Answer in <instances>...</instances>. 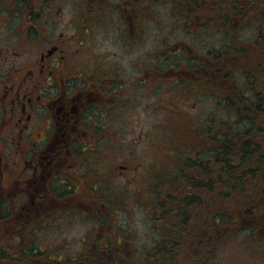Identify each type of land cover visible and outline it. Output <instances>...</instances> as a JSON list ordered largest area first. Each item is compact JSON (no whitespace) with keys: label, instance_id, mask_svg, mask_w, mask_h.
Masks as SVG:
<instances>
[{"label":"rangeland","instance_id":"rangeland-1","mask_svg":"<svg viewBox=\"0 0 264 264\" xmlns=\"http://www.w3.org/2000/svg\"><path fill=\"white\" fill-rule=\"evenodd\" d=\"M89 6L90 0L83 4L80 0H50L43 15L42 23L48 31V44L60 42V48L64 50L63 55L67 58L66 65L71 73L75 67L80 68L82 72L104 64L106 68L111 65L113 74L124 69L131 76L133 69L127 62L134 61L141 50L144 64L153 69L155 51L159 46L161 49L163 45H176L188 41L195 55H201L197 50L208 44L216 46L220 40L218 35L210 37L204 35L200 38V31L197 27L193 28L194 26L190 29L184 28L187 33L178 29L179 27L176 28L178 23L172 19L169 7L164 5L157 8L154 20H151L152 15H148L149 11L144 18L143 47L138 50L134 44V50L127 47L121 49L119 43L114 42L115 35L119 33L114 31L117 21L113 18L115 16L113 11L110 9L112 15L106 14V20L99 21L98 18L92 17L90 22H85L84 15L80 14V8L87 9ZM86 9L81 12L87 13ZM19 20L13 21L9 30L14 24H18ZM81 24L89 28V32L81 37L82 43L78 35L86 28ZM250 33L249 28L245 29L241 32L242 38H247ZM115 53L117 55L114 58ZM160 84L161 87L156 85L157 89L160 87L159 93L153 91L152 86L147 84L143 90L144 96L134 88L128 91L125 88L124 92L127 94L130 92L132 96H121L126 99L125 105L122 106L123 110L114 109L112 112L111 123L107 127L109 132H113L112 140L100 139L97 147L91 149L75 148L76 161L72 160L77 166L71 174L72 178L84 179L86 174L91 179L85 178V182L91 184L93 182L97 190L105 191L106 194L97 192L95 195L97 201L109 207L107 212L95 206L92 213L87 212L82 206L89 204L91 197L86 194L76 196L72 194L76 192L74 188L67 192V186L60 185L59 161L55 170L50 172L51 176L44 181L49 190L48 203L42 209L36 206L33 208L39 211L32 214L29 227L26 230L17 229L18 232L14 230V226L0 228V238L18 237L19 239L12 242L16 247L22 244L21 241L23 243L30 241L25 249L41 252L36 255L35 261L29 262L28 259L22 264H70L69 260H76L80 255L94 257L95 264H114L110 263L115 260L108 253L115 252L117 248L123 251L118 264H144L143 258L154 250L158 239L152 212L154 182L158 184L159 178L164 180L165 174L167 176L172 174L177 162V153L180 157L186 154L182 152V148L177 149L176 145L170 144L169 141L179 139L182 141L189 132L190 123L201 128L207 123L211 113H219L214 98L187 95L185 87L172 88L170 81ZM138 99L142 100L137 105ZM58 151L60 152V149L51 148L47 154L55 155ZM65 157L67 163L68 155L65 154ZM70 157L72 158L71 155ZM121 167L129 169L125 171ZM64 168L69 167L65 165ZM106 170H112L114 174L113 181L109 184L104 176ZM158 170L161 175L157 174ZM170 179L161 186L160 193L176 189L182 177L174 176ZM79 186L88 190L80 181L75 184V187ZM61 195L65 196V205L62 206ZM37 201L39 203V198ZM69 204L78 210L82 208L81 214L60 213V210L72 208L66 206ZM95 210L98 211L96 220L93 215ZM257 212L255 210L253 213L245 214L248 218L244 219L249 223H243L242 219V224L234 229H224L221 226V229L217 230L216 238L213 241L209 240L210 261L206 264H264V244L258 245L260 242L258 238L255 240L256 234L252 233L251 236L249 234L252 230H257V235L264 231V219H261L263 215L257 216ZM201 221L194 219L196 227L201 225ZM182 230L185 231L184 228ZM231 230L235 232L230 233ZM224 239L226 241L223 243ZM192 245L189 241V248ZM5 250L10 252L12 248ZM100 251L106 254L98 257ZM184 260H187L185 264H188L191 259ZM21 262L22 260H16V263L7 260V264Z\"/></svg>","mask_w":264,"mask_h":264},{"label":"flooded vegetation","instance_id":"flooded-vegetation-1","mask_svg":"<svg viewBox=\"0 0 264 264\" xmlns=\"http://www.w3.org/2000/svg\"><path fill=\"white\" fill-rule=\"evenodd\" d=\"M85 1L80 0V3ZM49 2L50 0H0V228L14 226L16 232L17 229L26 230L29 227L32 214L39 211L33 209L35 206L41 209L46 207L49 190L44 181L51 176L50 172L55 170L59 161L60 185H66L67 192L74 188L76 192L72 194L76 196L86 194L91 197L89 204H84L82 208L89 213L96 208V204L104 208L105 204L97 201L95 193L106 194L105 191L97 190L93 182H85V178L91 179L86 174L84 179L72 178L71 174L77 166L73 162L76 161L75 148L91 149L97 147L100 139L112 140L113 132H109L107 128L111 123L112 112L114 109L123 110L126 99L121 96H132L130 92H124L125 88L126 91L134 88L144 96V87L155 84L154 78L148 76L155 73L154 69L144 64L142 50L134 61L127 62L133 69L131 76L124 69L113 74L111 65H108L110 70H107L104 64L82 72L75 67L71 73L60 42L48 44V31L42 20ZM116 2L118 6L119 0ZM120 2L121 7L117 9L111 0H90L87 9L80 8V14L84 15L85 22H90L92 17L102 21L106 20V14H111L112 10L115 14L113 18L117 21L114 31L119 33L115 35L114 42H118L121 49L127 47L134 50L135 44L139 50L144 44L143 21L147 14H144V8H138L137 12V9L130 7L128 0ZM85 9L87 13L81 12ZM261 13L262 21L253 24L251 28L250 35L253 33L255 40L254 53L260 43L264 42L259 36H264V12ZM148 15H152L151 20H154L157 14ZM259 15L255 13L254 20ZM17 19H20L19 23L9 30ZM81 25L86 28L78 35L82 43L81 37L89 32V28L85 24ZM190 27L192 25L186 29ZM187 42L184 43V48L190 56L192 49ZM184 44L180 42L174 47L177 49ZM115 55L117 54H114V58ZM193 64L197 65L191 60L190 65ZM261 72L264 74V69ZM187 73L191 84L192 70ZM141 100L138 99L137 105ZM51 148L60 149V152L50 155L53 153L49 151L50 154H47ZM65 154L68 155L67 163ZM65 165L69 168L65 169ZM121 169L127 171L129 168ZM157 174H160L159 170ZM104 176L108 184L113 181L112 170H106ZM169 179L170 177L164 182L159 178L158 184L154 183L153 197H161L164 191L160 193V188ZM78 181L88 190L75 187ZM64 197L60 196V206L65 205ZM66 206L81 214V207L78 210L70 204ZM201 214L206 215L205 211ZM156 219L158 239L155 244L160 239L158 224L161 225V219L163 220L159 210ZM207 221L206 217H202L201 228L198 227L200 234L197 231L198 237L190 241L192 246L201 243L202 251L205 252L209 248ZM15 239L19 238H0V243L4 242L0 252L3 250L8 260L23 258L21 248L28 244L21 241L22 244L16 247L12 243ZM9 247L12 250L7 252L5 249ZM194 251L197 249L194 248ZM108 254L120 259L123 251L117 248L114 253Z\"/></svg>","mask_w":264,"mask_h":264},{"label":"trees","instance_id":"trees-1","mask_svg":"<svg viewBox=\"0 0 264 264\" xmlns=\"http://www.w3.org/2000/svg\"><path fill=\"white\" fill-rule=\"evenodd\" d=\"M112 1L117 9L121 7V0L118 6L116 0ZM128 2L137 12L138 8H144V14L148 11L155 14L157 8L167 5L181 31L187 33L184 28L192 25L200 31V38L204 35H218L220 39L216 46L208 44L197 50L201 55H195L191 47L192 53L189 56L183 42L184 45H179L177 49L175 44L156 48L155 73L148 75L155 80L151 86L156 93H159L160 83L170 81L172 88L185 87L187 95L214 98L219 113H211L201 128L190 123L189 132L182 141H169L177 149L182 148L186 154L180 157L177 153L175 170L168 176L165 174L163 181L174 176H181L182 180L176 189L163 193L159 199L153 197V223L157 222L158 210L163 220L157 230L160 239L154 250L145 255L144 264H185L187 260L184 259H191L188 264H206L210 261L209 251H202L201 243H194L195 247L189 248V241L198 237L199 228L194 219L201 221L202 217L207 218L210 224L208 237L212 240L216 238L215 231L221 229V226L234 229L242 224V219L248 218L246 213L256 210L257 216L263 215L261 219H264V74L261 72L264 69V42L260 43L254 53L253 33L247 38H242L241 34L262 21L264 0ZM255 13L260 14L257 20H254ZM259 36L260 40L264 39L263 35ZM191 60L197 65L191 66ZM189 70H192L191 84L187 73ZM156 85H160L159 89ZM96 208L107 212L109 207L106 205L102 208L96 204ZM202 211L206 215H202ZM63 212L76 213V209L70 208L60 213ZM97 213H93L94 220L97 219ZM197 213L200 215L197 216ZM246 222L249 223L244 219L243 223ZM232 230L230 233L235 232ZM252 233L256 234L255 240L258 238L260 242L258 245H263L264 231L257 235V230H252L250 236ZM224 237H227L226 234ZM3 244L1 242L0 247ZM20 253L22 264L28 259L29 262L35 261L36 255L41 252L28 251L23 246ZM104 254L100 251L98 257ZM93 259L92 256L80 255L76 260H69V263L95 264ZM7 260L1 250L0 263L7 264ZM10 260L16 263L15 259ZM114 260L110 263L118 264L120 259Z\"/></svg>","mask_w":264,"mask_h":264}]
</instances>
